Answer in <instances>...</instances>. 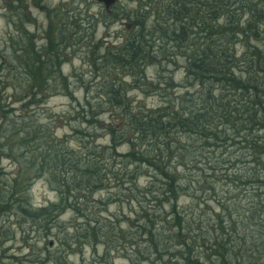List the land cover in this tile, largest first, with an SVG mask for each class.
Here are the masks:
<instances>
[{
  "label": "trees",
  "instance_id": "16d2710c",
  "mask_svg": "<svg viewBox=\"0 0 264 264\" xmlns=\"http://www.w3.org/2000/svg\"><path fill=\"white\" fill-rule=\"evenodd\" d=\"M128 1L136 7L122 42L93 50L99 80L93 97L75 102L89 131L72 130L74 147L52 120L27 113L58 91L72 99L60 70L64 30L0 62L10 104L20 102L0 104V160L14 168L1 177L0 167V216L40 238L61 234L53 253L16 264H66L71 247L101 249L95 264L119 252L129 264H264V0ZM165 65L181 68L180 83L172 73L147 79L148 67ZM134 90L159 104L132 100ZM205 177L225 185L223 195L205 189ZM38 178L57 200L32 207L27 193ZM123 204L127 215L109 214Z\"/></svg>",
  "mask_w": 264,
  "mask_h": 264
},
{
  "label": "rangeland",
  "instance_id": "374dc122",
  "mask_svg": "<svg viewBox=\"0 0 264 264\" xmlns=\"http://www.w3.org/2000/svg\"><path fill=\"white\" fill-rule=\"evenodd\" d=\"M15 1L0 0V62L2 63V59H6V53L10 56L19 55L18 52L14 53V51L20 46L27 48L30 42L35 46L44 44L45 33L48 31L56 34L60 27L64 30L63 33L67 36V39L64 40L67 48L61 53L64 61L60 70L68 77L69 87L67 91L72 99L63 96L61 91H58L59 93L50 96L43 106H29L27 113H39L42 122L49 123L52 120L50 126L57 137L64 138L71 147H74L79 136L72 130L84 129V131H89L87 129L89 127L79 124L75 102L78 101V104H81L83 96L93 97L96 82L99 80V73L94 70V66H98L95 65L96 63L93 66L90 62L94 56L93 50L105 45L118 46L122 42L121 38L126 36L130 29V24L125 17L128 12L135 10L136 5L128 0H116L113 11L110 8L104 10L94 0H20L21 6L15 8ZM113 14L117 18H113ZM19 28L25 30L26 34L19 33ZM159 70L157 67H148L145 70L147 79L152 83H156L157 80L161 82L166 75L172 73L174 86L182 80L181 68L175 70L173 66L165 65L162 66L161 72ZM4 75L5 71L0 72V104L4 105V109H17L20 102L10 104L12 89H3L2 87ZM57 90L59 89L57 88ZM151 94L148 91L147 95H143L140 90H134L129 96L132 100L142 101L148 106L158 105L159 99ZM18 96L20 95L18 94ZM100 138L98 137L97 140ZM104 144L102 143V145ZM124 149L122 147L121 150L124 151ZM10 164L11 161L7 158L0 160V167L3 172H1V177L6 172L14 171L13 167H9ZM210 179V177H205V189L214 185L216 194L223 195L226 189L225 185L222 186L220 181L215 182ZM104 192L101 195H95L93 198L102 197ZM112 192H115L114 189ZM208 198H211V193L205 192V199ZM27 200L32 207H39L55 202L57 195L45 179L38 178L31 182ZM210 204L214 205L212 201ZM119 211H121V216L127 215L129 213L127 204H123L121 208L115 205L109 206V214H116ZM72 216L71 213L67 212L62 215L60 221L67 226L69 223H73ZM16 223L12 214L0 216V240H4V243L0 245V264H16V261L27 255L29 260H34L35 257L43 259L44 253H53L59 248L58 238H61V234L57 233V229H51L48 232L49 236L40 238L39 232H30L27 225L17 226ZM21 231L27 232L25 233L27 236L25 241L21 239ZM71 248L70 253L66 256V264H79L81 258L84 259V264H95L92 261H97L101 254V249H96L93 253L90 247ZM109 257L111 258L109 264H129L121 252L111 253Z\"/></svg>",
  "mask_w": 264,
  "mask_h": 264
},
{
  "label": "water",
  "instance_id": "95a60500",
  "mask_svg": "<svg viewBox=\"0 0 264 264\" xmlns=\"http://www.w3.org/2000/svg\"><path fill=\"white\" fill-rule=\"evenodd\" d=\"M94 1L100 4L104 8V10L109 9L115 3V0H94Z\"/></svg>",
  "mask_w": 264,
  "mask_h": 264
}]
</instances>
